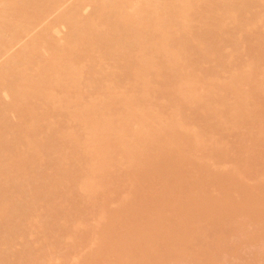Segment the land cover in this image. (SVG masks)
<instances>
[{
  "label": "bare ground",
  "instance_id": "6f19581e",
  "mask_svg": "<svg viewBox=\"0 0 264 264\" xmlns=\"http://www.w3.org/2000/svg\"><path fill=\"white\" fill-rule=\"evenodd\" d=\"M68 1L0 0V264H53L56 244L66 243L60 238L73 236L96 242L79 262L93 264L107 260L104 251L110 241H132L131 232L137 229L140 234L154 233V239L146 250L132 245L118 264H158L164 253L167 256L162 257L172 264H183L188 256L197 264H216L201 256L203 252L189 254L190 236L196 227V233L202 229L203 234V220L210 222L207 232L218 230L215 237L224 233L219 230L224 231L238 212L233 195L239 186L244 188L240 183L245 170L248 173L251 165L264 161L254 162L264 158V0H74L69 5ZM89 5L92 12L85 15ZM53 13L56 16L35 31ZM60 25L67 28L63 36L56 34ZM245 42L250 49L254 43L249 60L247 48L242 50ZM19 43L20 48L10 54ZM210 61L214 63L209 67ZM226 65L230 74L220 83ZM160 90L168 92L162 104L156 100ZM207 105L215 111L216 116L207 114L214 120L207 116L211 121L207 124L203 110L204 119L196 120L210 129L190 120V111L198 113L197 107ZM238 117L248 120L249 128L241 137L247 120L241 123ZM227 128L239 131L241 141L233 138L242 150L232 151L234 159L230 149H225L230 155L224 151L222 135ZM209 133L221 138H210ZM211 143L215 149L207 154ZM192 154H199V160ZM189 156L201 171L196 169L199 176L180 189L188 182V164L193 162ZM226 156H231L232 164L236 161L233 174L231 167L225 165V171L216 165L225 164ZM219 167L228 175L226 180L224 173L218 174ZM145 170L152 171L150 178ZM215 172L221 177L216 179ZM121 180L127 187L122 190ZM205 183H216V190L221 187L212 189L222 191L218 199L212 198ZM151 184L159 189L153 188L158 193L148 197ZM76 196L88 203L96 225L104 223L99 235L90 233L87 224L89 229H80L81 235L68 228L67 224L74 227L86 221ZM140 204L147 211L144 228L134 225ZM187 205L194 206L193 221H201L203 227L192 222L188 228L192 231L185 225L179 229L187 216L193 218L184 214ZM60 220L68 222H63L65 228ZM233 220L230 227L236 225ZM182 221L177 228L175 222ZM211 222L226 227L210 229ZM256 228L264 243V225ZM58 233L61 243L53 240ZM205 233L213 240L211 233ZM173 235L192 240L182 244ZM35 242L47 252L39 255ZM69 257L65 256L66 264Z\"/></svg>",
  "mask_w": 264,
  "mask_h": 264
},
{
  "label": "rangeland",
  "instance_id": "374dc122",
  "mask_svg": "<svg viewBox=\"0 0 264 264\" xmlns=\"http://www.w3.org/2000/svg\"><path fill=\"white\" fill-rule=\"evenodd\" d=\"M71 1L73 2L74 0H69L68 2H67V4L69 5L70 3H71ZM92 9H93V6H91V5H89V6H87L86 8H85V10H84V14L85 15H87V13L88 14H90L91 12H92ZM59 10H61V9H59ZM58 10V11H59ZM58 11H56L55 12V14H57L58 13ZM54 13L51 15V16H49L45 21H43V23H42V25H40L35 31H37V30H39L43 25H45L46 23H48L49 21H51L56 15H55ZM230 25V24H229ZM231 25H232V23H231ZM233 25H236V24H234L233 23ZM229 27V26H228ZM234 27V26H233ZM230 28V27H229ZM60 30V32H59V34L58 33H56L57 35H59V36H63L62 35V33L64 32V34H65V30H67V28H66V26H61L60 25V28H58V31ZM245 43H248V44H244L243 45V48H242V50H244L245 51V48H247L246 49V52L245 53H247V54H245L244 52V54H245V56H246V58L245 59H248L249 57L248 56H250L249 55V51L250 50H252V48H254L253 46H254V43H250V44H253L252 45V48L250 49V46H248L249 45V42H245ZM248 47H249V50H248ZM20 48V43L19 44H17V45H15L13 48H12V50H10V54L11 53H13V52H15L16 51V49L18 50ZM232 47H230L229 49H230V51H232V49H231ZM248 50V51H247ZM9 54V55H10ZM251 54V53H250ZM244 56V57H245ZM251 58V57H250ZM249 58V59H250ZM248 59V60H249ZM211 62H213V61H210V63H208V66L210 67V65H211ZM214 63V62H213ZM212 63V64H213ZM214 65V64H213ZM227 67V68H226ZM226 67L224 68L223 67V72H222V69H221V73H223V75H222V81L220 82V83H222L223 81H227L228 80V78L227 77H229V74H230V72H229V70H227V69H229V67L226 65ZM225 70H227L228 72H226L225 73ZM224 73L226 74V76H224ZM228 74V75H227ZM223 77H224V79L225 78H227V79H225V80H223ZM162 91H165V92H162ZM158 93H156L157 95H156V100L158 101V102H160V104H162L161 102H163V101H165V97H166V95H164V93L165 94H167L166 93V90H160V92H162V94L159 92V91H157ZM161 95H162V97H163V95L165 96V97H163V99H162V97H161ZM230 95H231V93L229 94V93H227V96H229L230 97ZM158 96H160V98L158 99ZM232 96V95H231ZM8 97V96H7ZM9 98V97H8ZM5 99H7V98H5ZM162 99V100H161ZM232 99H233V97H232ZM8 100V99H7ZM9 100H10V98H9ZM161 100V101H160ZM184 101H187L186 99H184ZM259 102H257V104L255 103V101H253V103L254 104H256V105H258L259 103H260V100H258ZM252 102V100L250 101V103ZM249 103V104H250ZM187 104V103H186ZM254 104H251V105H249L250 107H252V106H256V105H254ZM189 105H191V104H187V106H189ZM206 107V109L208 110V105L207 106H205ZM205 107H204V109L202 108V109H200V110H198V107L196 108V110L198 111V113H192L191 111H190V115H191V118H190V120L191 121H193L195 124H197V123H199V121H197L196 119H198V118H196V117H199L201 120H203L201 117H205V119H206V117L208 116V118H210L211 120L213 119L214 120V118H213V116L215 115L216 116V114L214 113L215 111H213V110H208V111H206L205 110ZM253 108V107H252ZM194 110V111H193ZM201 110H203L202 112H203V114H206V116L205 115H203V116H201L200 117V115H202V113H201ZM192 111L193 112H195V109H192ZM196 111V112H197ZM204 111H206L207 113H204ZM209 111H211V113L213 112L214 113V115L212 116V117H210L211 116V113L209 114V115H207L208 113H209ZM192 113V114H191ZM196 115H198V116H196ZM195 117V118H194ZM197 121V122H195L194 121V119ZM207 118V119H208ZM199 119V120H200ZM204 119V121H206V123H207V121H210V120H205ZM241 119V123L243 122L242 120H247V119H243V117L241 118V117H238V120H240ZM200 120V121H201ZM203 121V125H201V123H202V121L198 124L199 126H202V127H205V128H207V124H209L210 122H208L207 124L205 123ZM245 122V121H244ZM247 122V123H246ZM245 122V126L243 127V126H241L242 124L240 123V121H239V123H240V127H239V129L240 128H242V130L243 131H240L242 134L240 135V137L241 136H243L244 135V131H247L248 130V128L249 127H247L246 128V126H247V124H248V120ZM206 124V125H205ZM211 124V123H210ZM244 124V123H243ZM209 128H207V129H210L211 128V126H208ZM229 127V126H228ZM229 128H231V127H229ZM229 128H227V131H225V132H228L230 129ZM247 129V130H245V129ZM232 129V128H231ZM241 130V129H240ZM232 131V132H231ZM234 130H230V132L229 133H227L228 134V136L229 137H225L226 135H225V132L223 133V135H222V138H226L225 140H224V142H226V144H225V146H226V148L224 147V151H225V149H227L228 151H229V149H230V153H231V156L233 155L232 153L235 151V150H237L238 152L240 151V150H242V149H239L240 148V145H241V143L238 141V139H237V142H238V145H239V148H236V146H235V138H239L238 136H237V134L239 133V131H238V133H236V131L235 132H233ZM234 133H236V134H233ZM210 134V138L212 137V138H218V139H220L221 137L219 136V135H217V134H215V133H209ZM230 134H232V135H230ZM230 136H232V137H230ZM233 136L235 137V138H233ZM239 140H240V138H239ZM214 141V140H213ZM241 141V140H240ZM212 144H214V143H211L210 145L208 144V146L206 147V150H208V147L209 146H211L210 148H209V151L208 152H210L211 151V148H212ZM236 145H237V143H236ZM237 145V146H238ZM258 148V147H257ZM263 148H264V146H263ZM263 148H259V150H263ZM215 148H212V150H214ZM225 151V152H227V153H225V155L226 154H228L229 152L228 151ZM258 150V149H257ZM259 150H258V152H259ZM203 151H205V150H203ZM233 151V152H232ZM237 151H235L234 153L235 154H237ZM207 152V151H206ZM207 152V154H211V152L210 153H208ZM218 152V151H217ZM217 152H215V151H213V153H217ZM202 153H204V152H202ZM212 153V154H213ZM230 153H229V155H230ZM240 154H241V152H239ZM260 153H261V151H260ZM262 153H264V151L262 152ZM261 153V154H262ZM217 154H221L220 152L219 153H217ZM234 154V155H235ZM260 154V155H261ZM194 157H193V159L196 157V158H198V159H196V160H199V157H200V155L198 154V155H196V154H192ZM222 155V154H221ZM239 155V154H238ZM259 155V156H260ZM198 156V157H197ZM210 156H212L213 157V155H210ZM218 155H215L214 154V159L213 160H215V161H218V160H216ZM231 156H226L227 157V161L229 160L228 158H230ZM264 156V155H263ZM262 156V157H263ZM192 156H189V158H191ZM225 157V158H226ZM216 158V159H215ZM188 159V158H187ZM192 159V158H191ZM191 159H189L190 160V162L191 161H193V159L191 160ZM232 159H234V157L232 156ZM264 160V158H261V156H260V158L258 159V158H256L255 159V161L254 162H256V160L258 161V160ZM195 160V161H196ZM226 160H225V164H221V163H217L216 162V165L217 166H222L221 168L222 169H225V168H229V167H231V168H229V172L230 173H232L233 174V171L231 172V170H233V168H235L234 166V164H236V161L234 162V164H232L233 162H232V160H229L230 162H226ZM188 161V160H187ZM215 161H212L213 163L215 162ZM199 162H201V161H199ZM203 162V161H202ZM264 162V161H263ZM262 161H260V164L259 165H256L255 163V165H251V168L249 167L248 168V173H247V169L245 170V174H248L247 176L245 175V174H243L244 176H245V178H244V176H242L243 177V183H240V184H243L242 185V187H244L243 189H241L240 190V187L241 186H239V189L237 190H235L236 191V194H237V191L239 192V194L238 195H236L235 193H233V194H235V195H233V197H235L236 196V198H235V200H236V204L234 205L233 204V206H237L238 207V212H233V214L235 215H232L231 217H232V219H230V221H231V223L232 224H234V222H232V220L233 221H235V226L234 227H230L231 226V223L228 221V224H230V225H228L227 227L225 226V224H224V226L226 227L225 228V230L223 229L224 228V226H222V228L220 227L222 224H218V225H216L217 227L219 226L220 227V229H223L224 231H221V230H219V232L221 233V232H224V233H221L222 235L224 234V236H225V239H224V241L221 243V244H218V240H221L220 239V236H221V234H220V236H218L217 237V235H219V234H216V237L213 235V232H214V234H215V231H216V233H217V231L218 230H215V228H217L216 226H215V224L213 225V222H211L212 223V225H211V227H210V229L211 228H213L214 226V230L215 231H212V232H210L213 236H214V238H216V239H214L212 236V238H213V240L211 239V238H205V236L206 235H204V233H205V231H206V228H205V226H206V224L208 225V228H209V223H206V221H205V223L206 224H204V220L202 221L203 222V225H205L204 227L202 226V222L201 221H197L196 223L193 221V219L196 217V216H194L195 215V213H192L193 211H194V206L193 205H187V206H185L184 208V212H182V213H184L185 214V216H187V215H192L191 216V218H192V220H189V218H188V216L186 217L187 219H185V220H188V221H185L186 222V224H184L183 223V221L182 222H180V224H178L179 222H175L176 223V226H177V228H178V226L179 225H181L182 223V227H180L179 229H182V228H184L185 226V228L186 229H188V228H190L189 226H193L194 224H192V222H194L196 225L198 224V222H200L201 223V226L205 229V231L203 232V234H202V229H200L199 231H198V233H196V230H198V228L196 227L195 228V231L194 232H191V233H195L193 236H190V237H193V245L191 244L190 246H189V248H190V250H189V254H200V252L202 253H205V254H203L202 253V255L201 256H209L210 258H212V259H214L215 261H216V264H264V251H263V249H264V243H262V241H259V239H260V235H257V230H255V228L258 226H260V225H264V204L262 203V202H260V201H263L264 202V170L263 169H261L262 167H259L260 165H261V163H263ZM202 164V163H201ZM258 164V163H257ZM225 165H226V167H225ZM201 165L200 164H198V161H196V162H191L190 164H188V175H189V177H188V182H186L185 181V183L180 187V189H185L187 186H188V184L190 183V180H192V179H194V178H196L197 176L196 175H198L197 174V170L198 171H201V170H199V167H200ZM202 166H204V164L202 165ZM261 166H263V165H261ZM223 167H225V168H223ZM233 167V168H232ZM220 167H219V173L218 174H220V172L221 173H224V171L222 172V171H220V170H222ZM263 168H264V166H263ZM197 169V170H196ZM201 169V168H200ZM215 169H217L218 170V167L217 168H213V171H215ZM250 169V170H249ZM216 170V171H217ZM225 171H226V169H225ZM227 171V173H229ZM145 172V176H148L149 178H150V175L152 176V171H149V170H145L144 171ZM196 172V173H195ZM199 173V172H198ZM206 174L208 173V172H205ZM229 173V174H230ZM195 174V175H194ZM200 174V173H199ZM205 174V175H206ZM214 174V173H213ZM212 174V175H213ZM215 174H216V179L217 178H219V177H221V175L220 176H218L217 175V173L215 172ZM208 175V174H207ZM209 175H211V174H209ZM207 176L208 178L210 177V176ZM212 175H211V179L214 177V175H213V177H212ZM223 175V174H222ZM226 175V173H224V176ZM199 176V175H198ZM202 176H203V174H202ZM201 176V177H202ZM228 176V175H227ZM227 176H225V177H223L222 179H224L225 178V180L227 179ZM147 177V178H148ZM205 178H206V176H204ZM202 178V179H205V178ZM229 178V177H228ZM152 179H154V177L152 178ZM221 179V181H223ZM205 180H207V179H205ZM219 180V182H220V179H218ZM217 180V181H218ZM224 180V181H225ZM154 181V183H156L155 182V180H153ZM208 181H210V179L208 180ZM213 181V180H212ZM212 181H211V183H212ZM233 181V180H232ZM123 182V180H121V183ZM206 182V181H205ZM229 181L227 180L225 183H228ZM241 182H242V180H241ZM120 183V182H119ZM120 183V184H121ZM224 183V182H223ZM224 183V185L226 186V184ZM119 184V186H121ZM153 184V183H152ZM150 185V187H149V189H148V193H150V194H147L148 195V197L149 196H151V194H155L156 195V193H158V192H155V193H153L154 191L153 190H155V189H159L158 187H156L155 186V184L154 185ZM214 184V183H213ZM212 184V185H213ZM239 184V185H240ZM124 184L122 183V186H123ZM158 185V184H157ZM211 184H209V183H205V188L207 189V190H212V189H214V188H217V187H215V185H216V183H215V185L214 186H212ZM121 186V187H122ZM218 186V185H217ZM120 187V188H121ZM127 188L126 186H123L122 188H121V190L123 189V188ZM219 187V186H218ZM238 187V186H237ZM119 188V189H120ZM153 188H155V189H153ZM220 188L221 187H219V190H220ZM229 187H227L226 186V189H228ZM230 189V188H229ZM228 189V190H229ZM125 190V189H124ZM206 190V191H207ZM218 189L216 190V189H214V191H219ZM156 191V190H155ZM158 191V190H157ZM213 190L211 191L212 192V198H214L215 196H216V198L218 197L219 198V196H218V194H222V191H220V192H214ZM225 191V190H224ZM223 191V192H224ZM235 191H233L232 190V192H235ZM213 192L215 193V195H213ZM231 192V193H232ZM125 193V192H124ZM207 193H210V192H207ZM207 193H205V194H207ZM147 195H146V197H147ZM209 195V194H208ZM210 195V196H211ZM232 195V194H231ZM154 196V195H153ZM214 196V197H213ZM223 196V195H222ZM220 197V198H223V197ZM78 197V198H77ZM145 197V199L147 200V199H149V198H146ZM205 196H203L202 197V199H203V201H205L206 202V200H207V198L205 197ZM151 198V197H150ZM217 198V199H218ZM75 200H78V201H76V202H78V205H80V207L81 208H83L84 210H85V212H84V215H83V219H85L84 221L85 222H83L84 224H82V225H77V226H74V227H72L73 225H69V224H67V226H68V228H69V226H70V229H74L73 231H74V233H76L77 235L78 234H80V229H82V230H84V227L85 228H88V227H92V228H94V229H85V230H88V231H90L91 230V232L90 233H97V231H98V233L100 232V230H103L102 228H104L102 225L104 224H99L98 223V225H96L97 224V222L98 221H95V218H94V213H93V216L91 215L92 213H90V210H89V208H88V203L86 202V201H84L83 199H81V197L79 198V196H76V199ZM216 200V199H215ZM220 200V199H219ZM222 200V199H221ZM220 200V201H221ZM224 200V199H223ZM222 200V201H223ZM232 200H234V198L232 199ZM234 200V201H235ZM219 201V202H220ZM233 201V202H234ZM146 202H148V201H146ZM105 204V203H104ZM145 204H147V203H143V205H145ZM149 204V203H148ZM187 204V203H186ZM185 204V205H186ZM143 205H139V209H138V213H139V216H138V219H136L135 220V226H137V227H142V228H144V224H145V226H146V223H144L145 221H146V217H145V213L147 212V211H144L145 210V208H143ZM107 206H108V204H107ZM110 206V205H109ZM108 206V207H109ZM115 206L116 205H112V208H115ZM141 206H142V211H141ZM152 206V205H151ZM147 207H150V206H147ZM234 208V207H233ZM235 209H237V208H235ZM195 212V211H194ZM194 214V215H193ZM185 216H183V217H185ZM183 217H181V219L183 218ZM190 217V216H189ZM230 217V216H229ZM229 217H228V219L227 220H229ZM196 219H199V218H196ZM183 220V219H182ZM199 220H201V219H199ZM66 220H63V222H65ZM196 221V220H195ZM62 221L60 220V222L59 223H61ZM62 222V223H63ZM61 223V224H62ZM66 223H68L67 221H66ZM66 223H63L61 226L62 227H64V224H65V226H66ZM70 223V222H69ZM174 223V224H175ZM215 223V222H214ZM71 224V223H70ZM86 224H87V226H86ZM88 224H90V226L88 225ZM93 224V225H92ZM173 224V223H172ZM178 224V225H177ZM192 224V225H191ZM59 225V226H60ZM92 225V226H91ZM183 225H185V226H183ZM195 225V226H196ZM199 225V224H198ZM83 226V227H82ZM102 226V227H101ZM104 226H106V225H104ZM201 226H200V228H201ZM62 227H61V229H62ZM72 227V228H71ZM97 227V228H96ZM175 227V226H174ZM199 227V226H198ZM230 227V228H229ZM65 228V227H64ZM63 228V229H64ZM78 228V229H77ZM100 230H99V229ZM60 229V228H59ZM66 229H67V227H66ZM97 229V230H96ZM191 229H193V228H191ZM218 229V228H217ZM257 229V228H256ZM78 230V232L79 233H77L76 231ZM92 230H94V231H92ZM119 230H121L120 228H119ZM138 231H139V229H137ZM208 230V229H207ZM256 232H255V231ZM88 231H87V233L86 234H88ZM138 231H136V230H134V231H132L131 232V234H133L132 235V238H133V240L131 241V240H128V241H122V240H120V239H117V238H115V239H113L112 241H110L107 245H106V247H105V251H104V253H105V256L107 257V260H99L98 262H96V263H93V264H118V260H120V259H123V256L124 255H126L127 256V253H128V251H129V249L130 248H132L133 246L132 245H134V247H135V245H137L140 249H145L146 250V247L148 248L149 246H148V243L150 242V240H152V239H154V237H155V235H154V233H152V232H145V233H143V234H140ZM175 231V230H174ZM174 231H173V234H175L174 233ZM178 231V230H177ZM188 231H192V230H189L188 229ZM209 231V230H208ZM81 232H83V233H85L86 231H81ZM117 232H120V231H117ZM134 232H138V233H134ZM218 232V233H219ZM253 232H255V233H253ZM83 233H82V236H83ZM97 233V234H98ZM206 233H209V232H207L206 231ZM205 233V234H206ZM209 233V234H210ZM58 234H60V233H58ZM58 234L55 236V237H57V238H53V240L55 239V240H57V239H59L60 237H62V235L61 236H58ZM75 234V235H76ZM85 234V236L87 237V235ZM100 234V233H99ZM98 234V235H99ZM209 234H208V236H209ZM81 235V234H80ZM79 235V237L80 238H83L82 236H80ZM191 235V234H190ZM173 236H175V235H173ZM204 236V238L205 239H201L202 237ZM223 236V237H224ZM76 239V241H73V240H75L74 238ZM73 237H69L70 238V240H68V238H67V240L70 242V241H73L74 242V245H70V244H73V242H70V243H68V241L66 240V237H62V238H60L61 240H63V238H64V240L66 241V243L68 244V245H70V246H68L66 243H64V241L62 242V244L63 245H60L59 244V246H57V244H56V246L55 247H58V248H56V250H55V247H53V249L51 248V250H55L56 252H54V253H58L57 254V256H56V254H55V256L56 257H54V261H53V264H61L60 262H62V261H64V263L66 264V261H68V260H66L65 259V256H71L72 255V257L70 258L69 257V263L68 264H79V262L82 260V258H84V257H86L88 254L87 253H90L91 251H89V248H91V250H92V248L94 247V246H91V245H94L96 242H92L90 239H86V242L84 241V242H82V239H79L77 236H73ZM77 237V238H76ZM177 237V241L179 240V241H181L180 243H182V242H187V241H191V240H189L190 238L189 237H187L188 238V240H186L185 241V236L183 237V236H181V237H178V236H175V238ZM210 237V236H209ZM51 238V239H52ZM72 238V239H71ZM174 238V237H173ZM174 238V239H175ZM186 238V239H187ZM218 238V239H217ZM78 239V240H77ZM210 239H211V243H210ZM54 240V241H55ZM61 240H57L56 242H60L61 243ZM163 240H165V239H163ZM173 240V239H172ZM214 240H216L215 242H216V244L218 245H215V243H214ZM22 241V242H21ZM20 242H21V245H22V243L24 242V241H26V238L25 239H23V240H21ZM160 241L161 240H159V243H160ZM174 241H176V239L175 240H173L172 241V243H175ZM20 242L18 243V245L16 246L17 248H18V250H19V248L20 247H22L21 245H20ZM56 242H54V243H56ZM76 242H78V243H76ZM97 242H99V241H97ZM162 242V241H161ZM195 242V243H194ZM36 243V242H35ZM34 243V244H35ZM158 243V244H159ZM163 243V242H162ZM161 243V244H162ZM179 243V242H178ZM178 243H176V245H178ZM188 243V242H187ZM186 243V244H187ZM190 243V242H189ZM214 243V244H213ZM64 244H66V245H64ZM160 244V245H161ZM164 244V243H163ZM183 244V243H182ZM185 244V245H186ZM19 245H20V247H19ZM96 245V244H95ZM126 245V248H124V246ZM150 245V244H149ZM159 245V246H160ZM35 246L37 247L38 246V251H37V253L39 254V255H42V252H44L45 250V248L43 249V248H40L39 247V245H38V243H36L35 244ZM136 246V247H137ZM163 246V245H162ZM181 246V245H180ZM188 246V245H187ZM133 247V248H134ZM182 247V246H181ZM184 248H185V246H183ZM17 248H16V251H17ZM85 248H87L86 250H88V251H86L85 250ZM138 248V249H139ZM160 248H163V247H160ZM21 249V248H20ZM41 249V250H40ZM47 249V248H46ZM84 249V250H83ZM44 250V251H43ZM48 250V249H47ZM135 250V249H134ZM41 251V253H39ZM58 251V252H57ZM84 251V252H83ZM86 251V252H85ZM136 251V250H135ZM138 251V250H137ZM194 251L195 252H197V251H199V253L197 252V253H194ZM47 252V251H46ZM46 252H44V253H46ZM48 252H51L50 250H48ZM83 252V253H82ZM134 252V251H133ZM140 252H143V251H140ZM68 253H70V254H68ZM80 253H82V254H80ZM138 253V252H137ZM66 254V255H65ZM79 254H80V256H79ZM86 254V255H85ZM135 254V253H134ZM257 254H260V255H257ZM263 254V255H262ZM61 255V256H60ZM81 255H82V258H81ZM83 255H85V256H83ZM138 255V254H137ZM162 255H164V256H167V253H164V254H162ZM162 255L161 256H159L160 258H159V260L160 261H162L161 263H159L158 262V264H172V261L169 259V258H163L162 257ZM262 255V256H261ZM64 256V257H63ZM59 257H61V258H59ZM81 259H80V258ZM162 257V258H161ZM65 260H64V259ZM126 258V257H125ZM208 258V257H207ZM210 258H208V260H210ZM61 259H63V260H61ZM68 259V258H67ZM162 259V260H161ZM204 259H205V257H204ZM180 261L182 260V259H179ZM206 260V259H205ZM176 262V261H175ZM63 263V264H64ZM125 264V263H124ZM183 264H197L196 263V260H193L190 256H188V258L187 259H185L184 261H183ZM202 264V263H201Z\"/></svg>",
  "mask_w": 264,
  "mask_h": 264
}]
</instances>
